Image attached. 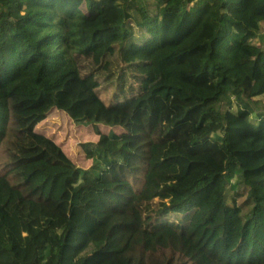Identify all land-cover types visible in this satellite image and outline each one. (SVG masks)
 <instances>
[{"label":"trees","instance_id":"16d2710c","mask_svg":"<svg viewBox=\"0 0 264 264\" xmlns=\"http://www.w3.org/2000/svg\"><path fill=\"white\" fill-rule=\"evenodd\" d=\"M263 29L264 0H0V264H264Z\"/></svg>","mask_w":264,"mask_h":264},{"label":"rangeland","instance_id":"374dc122","mask_svg":"<svg viewBox=\"0 0 264 264\" xmlns=\"http://www.w3.org/2000/svg\"><path fill=\"white\" fill-rule=\"evenodd\" d=\"M257 45L264 43V29L259 40L255 41ZM235 102L232 109L236 110ZM225 109V106L222 107ZM257 110H264V107H257ZM57 110V109H56ZM255 116V115H254ZM45 133L51 136L57 143H59L66 154L76 161V156L83 152V143L89 140L91 127L86 124L74 123L64 112L54 111L48 116L40 127ZM92 161L88 162V167L91 166ZM249 184L253 188L255 194L264 196V175L260 177H250ZM232 188L227 189V201L231 202ZM178 256L171 251L166 252V259L162 264H177Z\"/></svg>","mask_w":264,"mask_h":264}]
</instances>
